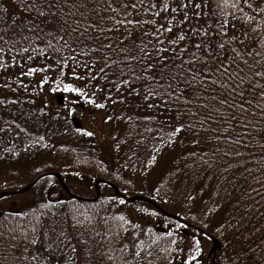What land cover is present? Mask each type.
I'll return each instance as SVG.
<instances>
[{"label":"snow or ice","instance_id":"1","mask_svg":"<svg viewBox=\"0 0 264 264\" xmlns=\"http://www.w3.org/2000/svg\"><path fill=\"white\" fill-rule=\"evenodd\" d=\"M11 2L19 15L0 3V89L16 91L9 83L13 75L9 69L17 67L16 82L25 90L30 85L21 78L37 73H44L38 87L52 83L59 88V77L71 64L73 79L85 80L95 90L89 94L71 83L63 84L62 90L84 97L96 108L105 104L96 103L93 97L107 89L104 99L113 104L133 96L146 109L175 112L177 126L170 135L184 129L193 132L194 144L210 150V159L204 161L207 168L218 170L220 175L215 178L226 188L230 186L225 195L231 211L216 230L240 232L245 222L251 223L252 209L264 218V212L259 211L264 207V156L258 161L249 151L253 146L264 149V0ZM77 69L83 72L77 75ZM49 71L59 74L56 80L47 75ZM112 88L119 94L117 99L112 98ZM7 103L16 101L0 100V104ZM182 119L184 123H180ZM82 134L94 135L90 131ZM224 160L227 162L222 164ZM118 202L124 204L125 200ZM223 207L218 204L209 212ZM101 211L104 215L95 212L86 218L93 235L82 239L81 232L76 243L67 230H57L55 211L51 225L39 223L31 233L17 236L14 228L0 231L4 254L0 264H52L55 254L64 257L66 264H93V257L95 264H153L154 259L193 264L202 254L199 239L194 240V251L187 254L175 247L176 239L170 241L173 247L154 253L140 239L152 232L151 228L145 232L142 218L133 223L123 215ZM0 217V228H4L9 217L3 212ZM71 219L69 227L84 228L83 221L75 216ZM111 220L118 223L113 225ZM176 227L187 225L177 223ZM257 234L264 244V224L253 226L248 237L241 236L236 264L253 259L256 249L244 242ZM166 235L173 237L174 232L169 230ZM253 264L257 262L253 260Z\"/></svg>","mask_w":264,"mask_h":264},{"label":"trees","instance_id":"2","mask_svg":"<svg viewBox=\"0 0 264 264\" xmlns=\"http://www.w3.org/2000/svg\"><path fill=\"white\" fill-rule=\"evenodd\" d=\"M0 3L7 7L10 13L20 14L11 0H0ZM48 62L52 63V61ZM42 63L43 61H39V64ZM64 71L66 74L59 77V88L52 83L44 85L42 89L38 87L44 73H37L33 77L21 78L24 83L30 85L25 90L16 82L20 72L19 67L9 69V72L13 73L9 77V83L16 91L0 89V100L16 101L15 104H0V129H3L0 135L20 142L19 148L23 153L40 151L44 147L52 151L47 158L49 159L47 164L28 176L23 188L17 191L1 186L0 193L5 194L11 191L15 193L24 190L39 177L24 193L35 192V198L19 209L0 208V212L9 217L0 231L14 228L17 236L31 233L32 228L39 223L46 222L51 225L52 212L55 211L57 230L61 228L67 230L73 238V243H76V238L81 232H83V236L80 237L82 239H88L93 235L86 218L95 212L104 215L101 209H105L108 214L123 215L133 223H140L142 218V227L145 232L149 228L152 232L141 235L140 239L146 246H151L154 253H159L162 248L173 247L170 241L176 239L174 235L173 237L166 235L171 229L164 230L162 224H171L175 230L178 229L176 225L179 223L186 224V228H193L211 236L216 243L214 251L216 264H236L235 253L241 245V236L248 237L253 226L259 227L264 224V218L259 215L257 209H252L254 215L250 224L245 222L246 230L241 228L240 232H236L235 229H227L223 233L216 230L219 222L231 211L225 195V192L230 190V186L226 188L222 180L215 178L219 177V171L209 170L204 163L205 160L210 159V150L203 144H194L196 137L188 129L170 135L177 126L175 112L167 113L163 111V108L159 111L146 109L141 100L133 96H126L124 103L113 104L110 100L104 99L107 89L104 93H97L93 97L96 103L105 104L104 108H96L94 104L87 103L84 97L64 92L62 87L65 83L84 88L89 94L95 90L85 80L73 79L71 64ZM76 71L79 75L83 69ZM47 75L52 80H56L59 74L49 71ZM0 83L3 81L0 80ZM100 83L103 84L104 81L101 80ZM121 91L126 92V89L122 87ZM111 95L113 99H117L119 94L115 88H112ZM66 101L73 103L77 116L68 111L65 113L64 110L62 111ZM161 112L163 114H160ZM145 116H151L152 119L145 120ZM108 117L113 119L108 120ZM116 117L120 118L116 119ZM184 122L183 119L180 121V123ZM26 127L30 131L29 134L26 133ZM55 127L60 129L56 130ZM77 129L81 131L78 132ZM83 131L93 132L94 135L90 137L83 135ZM7 151L3 153H8ZM249 151L255 153L258 161L261 156H264V149L259 147H250ZM20 152L15 150L16 155ZM206 152L207 155H205ZM52 159H60L61 161H57L60 166L57 167L56 162L51 164ZM226 162V160L221 161L222 164ZM153 163L150 169V164ZM135 168L139 169L140 178H146V180H135L133 175ZM58 172H66L106 184L100 186V197L96 202L77 201L62 191L56 175H59L62 180L65 176ZM12 176L14 175H9L14 178ZM5 179L7 178L0 175V182ZM57 190L60 193L58 197L53 198ZM104 191L110 194L107 199L101 198ZM115 192L136 200L120 204L118 201L121 198L115 196ZM162 202L174 206L171 210L165 209L162 208L164 207ZM218 204H223L224 207L210 213L209 210ZM261 204L264 205V201ZM41 205H50V207L45 208ZM160 210L170 217L165 216ZM259 211L264 212V207H261ZM153 212L156 213L155 216L152 215ZM73 216L84 222V228L69 227L73 223L71 219ZM0 220H3V217H0ZM110 223L116 225L118 222L111 220ZM233 223L235 224V221ZM244 243L251 244L256 249L252 254L253 259L248 260L247 264H253V260L257 264H264V244L260 242L259 234ZM93 244L94 242L90 241L89 246ZM64 251L68 250L64 249ZM110 254L119 255L118 252H110ZM3 255L0 249V260L3 259ZM229 257H232L231 261ZM52 264H66V261L64 257L55 254ZM93 264H95V257H93ZM116 264H119V261H116ZM153 264H167V262L163 259L158 261L154 259Z\"/></svg>","mask_w":264,"mask_h":264},{"label":"rangeland","instance_id":"3","mask_svg":"<svg viewBox=\"0 0 264 264\" xmlns=\"http://www.w3.org/2000/svg\"><path fill=\"white\" fill-rule=\"evenodd\" d=\"M53 105V104H52ZM65 108L62 109V111H68V113H73L74 115H78L76 112V108L74 107L73 103L66 101L64 102ZM25 125L24 123H22ZM56 130H59L60 127H55ZM29 130L26 127V133L29 134ZM17 140L13 141L9 139L8 137H2L0 135V175L3 177H6L7 179L1 180L0 182V189L2 190L1 186H4L5 188H8L9 190H14L23 188L26 184V178L30 176L32 173H34L36 170H41L42 167H44L47 164V158L52 152L49 148L44 147L43 150L40 149V151L35 150L29 153H23L20 150L19 144ZM48 143H50L48 141ZM8 150V153H3L4 151ZM15 150L17 152H20L19 154H15ZM14 152V153H13ZM3 153V155H2ZM146 159V158H145ZM60 159H52L51 164L55 163L58 164L57 167H59ZM153 164H150V169H152ZM139 168V167H138ZM135 168L133 175L136 179L146 180V178H140V172L139 169ZM150 171V170H149ZM63 173L65 176V179L62 180L59 175H57V179L61 181L68 189L73 197L82 199V198H90L93 196V189H94V182L89 180L88 178H82L81 176H74L72 174L66 173V172H58ZM10 174H13L14 178L9 177ZM8 175V176H7ZM126 178H129V176H126ZM15 180V181H14ZM12 182V183H11ZM11 183V184H10ZM3 184V185H2ZM143 190V189H142ZM22 191V190H21ZM12 192V191H11ZM14 192V191H13ZM99 192H101V189H99ZM25 193V192H24ZM22 193L20 197H13V198H7V195L5 198L0 200V208L4 209L8 207L9 209H19L22 205L28 203L33 198H35V192H28L27 194ZM60 192H57L53 194V198L58 197ZM110 196V194L106 191L103 192L102 199H107V197ZM82 197V198H81ZM131 202L133 198H128ZM162 208L171 210L173 208V204H166L164 202ZM154 223V222H153ZM164 230H173V225L164 223L162 224ZM183 230V231H182ZM174 236L176 237V240L178 239L179 243L175 246L176 248H181L184 250V253L187 254L191 251H194V240L199 239L200 240V246L202 248V254L198 258L201 259L203 262L206 259V256L211 251V241L209 237H206L199 232H197L194 229H189L186 227L178 228L173 230ZM182 231V232H181ZM189 245H193V248H190ZM216 261V260H215ZM197 262V261H196ZM194 263V262H193ZM175 264H179V260L177 259L175 261Z\"/></svg>","mask_w":264,"mask_h":264},{"label":"water","instance_id":"4","mask_svg":"<svg viewBox=\"0 0 264 264\" xmlns=\"http://www.w3.org/2000/svg\"><path fill=\"white\" fill-rule=\"evenodd\" d=\"M99 182H96L95 183V187H96V185L98 184ZM31 187V185H29L27 188H26V190L27 189H29ZM61 187L63 188V190L66 192V190L64 189V187H63V185L61 184ZM25 190V191H26ZM95 192H96V196H95V198L93 199V200H84V201H86V202H94L96 199H97V197H98V192H97V189L95 190ZM23 192H18V193H13V194H10L11 196H15V195H20V194H22ZM68 194V193H67ZM69 195V194H68ZM70 196V195H69ZM1 197H3V195L2 194H0V198ZM71 198H73V199H76V200H79L78 198H74V197H72L71 196ZM81 201V200H80ZM83 201V200H82ZM125 201H128L127 199H125ZM202 234H204V233H202ZM214 248H215V242L213 241V244H212V251L214 250Z\"/></svg>","mask_w":264,"mask_h":264},{"label":"flooded vegetation","instance_id":"5","mask_svg":"<svg viewBox=\"0 0 264 264\" xmlns=\"http://www.w3.org/2000/svg\"><path fill=\"white\" fill-rule=\"evenodd\" d=\"M212 256V254H208L206 256L205 261L203 262L201 259H199L197 262H194L193 264H210V257Z\"/></svg>","mask_w":264,"mask_h":264}]
</instances>
